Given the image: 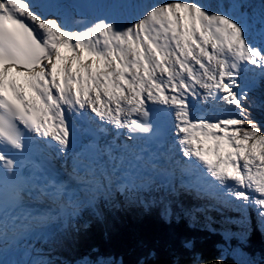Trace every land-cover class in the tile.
<instances>
[{
	"label": "snow or ice",
	"instance_id": "snow-or-ice-1",
	"mask_svg": "<svg viewBox=\"0 0 264 264\" xmlns=\"http://www.w3.org/2000/svg\"><path fill=\"white\" fill-rule=\"evenodd\" d=\"M182 222L264 264V0H0V264H203Z\"/></svg>",
	"mask_w": 264,
	"mask_h": 264
},
{
	"label": "trees",
	"instance_id": "trees-1",
	"mask_svg": "<svg viewBox=\"0 0 264 264\" xmlns=\"http://www.w3.org/2000/svg\"><path fill=\"white\" fill-rule=\"evenodd\" d=\"M216 214L213 213V216ZM155 226L154 218L146 217L143 220H136L131 213L125 214L117 225L121 232L127 233L133 229L138 231H147ZM178 231L189 232L197 236V244L195 251L202 258L203 264H212V261L219 255L218 245L223 243L222 238L206 228L195 227L188 228L186 223L176 225ZM92 242L95 244H104L103 233L96 228L92 230ZM251 244L254 249L259 250L261 247V238L258 233H254L251 237ZM87 251L86 247L80 248L75 254V258H79ZM231 264V262H229Z\"/></svg>",
	"mask_w": 264,
	"mask_h": 264
}]
</instances>
